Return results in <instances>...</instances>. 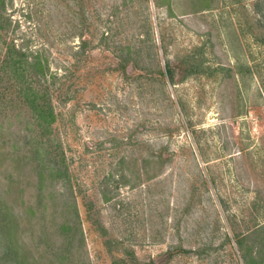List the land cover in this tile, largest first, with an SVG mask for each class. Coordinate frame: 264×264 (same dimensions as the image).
Returning <instances> with one entry per match:
<instances>
[{
    "label": "rangeland",
    "instance_id": "1",
    "mask_svg": "<svg viewBox=\"0 0 264 264\" xmlns=\"http://www.w3.org/2000/svg\"><path fill=\"white\" fill-rule=\"evenodd\" d=\"M260 1L6 0L10 25L1 35L38 49L44 39L25 13L50 11L41 25L51 36L48 61L53 72L70 71L69 92L53 105L82 223L76 264H244L233 236L264 224ZM78 33L87 40L83 57L75 55ZM166 69L172 80L159 76ZM5 71L0 93H15ZM8 115L0 112V146L19 151L0 155V200L16 216L19 257L69 264L58 254L66 217L56 187L45 190L58 206L45 222L29 214L31 190L23 204L20 186L6 191L9 167L20 174V132L28 129L18 101ZM41 227L48 244L38 240ZM6 242L0 264H14Z\"/></svg>",
    "mask_w": 264,
    "mask_h": 264
},
{
    "label": "trees",
    "instance_id": "2",
    "mask_svg": "<svg viewBox=\"0 0 264 264\" xmlns=\"http://www.w3.org/2000/svg\"><path fill=\"white\" fill-rule=\"evenodd\" d=\"M197 1L204 7L209 4V0ZM261 3H264V0L258 2V5H261ZM38 5L42 7V2H38ZM5 13L6 0H0V68L2 67L3 70L7 71L10 80L8 88H13L15 93H0V112L3 117L10 116L8 112L12 108V103L18 101L19 107L23 109L24 122L28 129H26V132H20V156L15 161V170L20 171V174L14 177V170L9 167L11 172L4 186L8 185L9 189L6 191L9 196L13 193L14 188L20 186V204H23L22 200L25 192L31 190L32 192L27 201L29 214L31 216L40 215L39 220H42V222H45L48 216L55 217V209L58 206L53 201L56 199H54L52 193L47 196L45 190L49 185L56 187L54 188L55 195L62 199V207H60L62 210L58 212V215L66 217L65 224L61 226L63 241L58 250V254L64 253L66 256L65 258L60 256L59 259H67L69 264H76V260L72 255L77 251L82 253L84 249L82 223L74 189L70 186L66 187V185H70V177L65 162L64 142L54 131L60 116L56 113L53 105V100H58L60 94L69 92L70 71L65 68L61 74L51 70L47 56L49 45L51 46V36H48V31L44 30L43 32L41 28V25L44 22L48 24L47 19L52 17L50 11H43L42 13L36 6L31 9L28 8L25 13L27 20L35 22V32L39 33V36L44 39L40 47L35 50L30 48V39H22L20 47L17 48L13 39L7 40L5 35H1L4 26L10 25V19L5 16ZM261 16V19L264 20V13ZM43 18L46 20L43 21ZM78 38L80 42L75 55L78 57L82 55L83 57L87 50V40L83 38L82 33H78ZM81 63H83L82 59L76 60L73 65L76 69H79L82 66ZM76 69L73 72H76ZM158 74L160 77H167L170 80L174 76L173 70L169 69L159 71ZM12 116L14 115L12 114ZM30 127H33V129L31 130ZM2 128L3 124H0V131H2ZM0 138L1 140L5 138L4 133H0ZM4 145H6L5 142L0 146V155H14L15 151L16 153L19 151L6 150ZM160 160L161 163H158L157 166L162 168L164 161ZM150 163L157 164L153 160ZM155 174L157 173L151 175V179L156 177ZM61 187L63 189H59ZM1 200L0 238L7 240L5 256H12L11 262H14V264H25L22 257H19L15 243L17 233L16 216L12 214L10 206L3 204ZM15 201L11 199L12 204ZM57 202L61 201L57 200ZM48 204H54L51 213H48ZM21 217L22 213H20V222ZM46 235L44 227H41V235L38 240L48 244V240L45 239ZM233 241L242 254L244 264H264V224L255 227L246 234H235Z\"/></svg>",
    "mask_w": 264,
    "mask_h": 264
}]
</instances>
